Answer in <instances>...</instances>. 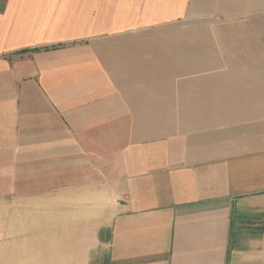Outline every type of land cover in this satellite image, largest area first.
<instances>
[{"label": "crops", "instance_id": "0c3cea01", "mask_svg": "<svg viewBox=\"0 0 264 264\" xmlns=\"http://www.w3.org/2000/svg\"><path fill=\"white\" fill-rule=\"evenodd\" d=\"M0 243L264 264V0H0Z\"/></svg>", "mask_w": 264, "mask_h": 264}, {"label": "rangeland", "instance_id": "374dc122", "mask_svg": "<svg viewBox=\"0 0 264 264\" xmlns=\"http://www.w3.org/2000/svg\"><path fill=\"white\" fill-rule=\"evenodd\" d=\"M60 243H0V264H62Z\"/></svg>", "mask_w": 264, "mask_h": 264}]
</instances>
